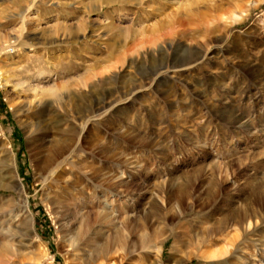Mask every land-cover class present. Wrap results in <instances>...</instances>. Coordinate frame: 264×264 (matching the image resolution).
<instances>
[{"label": "rangeland", "instance_id": "374dc122", "mask_svg": "<svg viewBox=\"0 0 264 264\" xmlns=\"http://www.w3.org/2000/svg\"><path fill=\"white\" fill-rule=\"evenodd\" d=\"M93 233L124 242L87 264H264V0H0V264Z\"/></svg>", "mask_w": 264, "mask_h": 264}, {"label": "bare ground", "instance_id": "6f19581e", "mask_svg": "<svg viewBox=\"0 0 264 264\" xmlns=\"http://www.w3.org/2000/svg\"><path fill=\"white\" fill-rule=\"evenodd\" d=\"M105 1V0H104ZM108 1V0H107ZM110 3H112L111 1H110ZM66 29V28H65ZM22 34V33H21ZM22 37V36H21ZM70 38V37H69ZM68 38V39H69ZM75 39H77V38H75ZM17 40V39H16ZM70 40V39H69ZM72 42V41H71ZM94 42V41H93ZM20 43V42H19ZM22 43H23V41H22ZM21 43V45H24V44H22ZM25 43V42H24ZM76 43V42H75ZM67 44V43H66ZM7 46V45H6ZM19 47H20V45H18ZM37 46V45H36ZM22 48V47H21ZM4 49V48H3ZM5 49H6V47H5ZM11 49V48H10ZM161 51V50H160ZM5 52V51H4ZM156 52H158V51H156V50H154V51H152V53H156ZM3 54V53H2ZM151 54H149V56H150ZM192 58V57H191ZM202 59V56H199V55H196V57L195 58H193V59H189L188 58V60H183V61H179V62H175V63H172V64H170L169 66H167L166 67V71H168V70H171V71H183V70H187V69H190V68H192L195 64H197L200 60ZM203 60V59H202ZM38 72V71H37ZM36 72V73H37ZM44 73H43V71L42 72H40V73H38V78H40L42 75H43ZM36 75V74H35ZM37 77V76H36ZM103 78V77H102ZM38 80V79H37ZM84 80V79H83ZM109 80V79H108ZM21 82V81H20ZM106 82V81H105ZM15 83H17V81L15 82ZM88 83V82H87ZM26 84V82L24 83V85ZM79 84V83H78ZM16 85V84H15ZM19 85V84H18ZM17 86V85H16ZM20 86V85H19ZM22 87V86H21ZM26 87V86H25ZM87 89V88H86ZM91 89V88H90ZM24 90V88L22 87V89H20V91L22 92ZM31 90L33 91V93H34V95L32 96V97H34L33 99H35V98H38V100H39V97L40 96H43V95H45L44 93H46L47 92V90H46V92H45V90H44V92L42 91V92H36V91H39L37 88L35 89V90H33L32 89V87H31ZM30 90V91H31ZM100 90V89H99ZM132 90L133 89H131V90H129V91H126V94L125 95H127V94H129V93H131L132 92ZM20 91H18V93L20 92ZM48 92H50V91H48ZM105 92V91H104ZM29 93V92H28ZM93 93V92H92ZM91 93V94H92ZM138 93V92H137ZM20 94V93H19ZM84 94V93H83ZM114 94V93H113ZM40 95V96H39ZM50 97V96H49ZM54 97V96H53ZM117 97V96H116ZM41 98V97H40ZM58 99V98H57ZM36 100V99H35ZM110 100V99H109ZM37 101V100H36ZM44 101H46V100H44ZM33 102V101H32ZM31 102V103H32ZM37 103V102H36ZM41 103H42V100H39L38 101V104H37V106L38 105H40V106H42L41 105ZM30 106H32V104H30ZM39 106V107H40ZM108 107V105H105V106H103L102 108L104 109V108H107ZM33 108V107H32ZM101 108V109H102ZM34 109V108H33ZM36 112V111H35ZM39 113H41V111L39 112ZM102 114V113H101ZM87 120V119H86ZM88 123V122H87ZM86 124V123H85ZM57 149V148H56ZM59 149V148H58ZM61 149V148H60ZM63 150V149H62ZM62 150H60V151H58V150H55L54 152H53V154H52V156L50 157V155H49V157H50V159H48V165H46L45 163V165L47 166L46 167V170L45 171H49L48 173H49V176H50V178H52L53 176H55V175H58L59 173H60V171H58V169L57 170H54V169H56V168H58V166L57 165H55V163L58 161V157L62 154L61 152H62ZM63 153H65V151L63 152ZM67 153V152H66ZM61 157V156H60ZM63 158V157H62ZM60 160V159H59ZM13 165V164H12ZM55 165V166H54ZM59 165V164H58ZM62 171V170H61ZM46 176V175H45ZM48 176V177H49ZM17 178V177H16ZM48 179V178H47ZM14 187H12V189H14L16 192H17V194L18 195H20L21 197H23V195H25L24 194V191H23V188H22V186H21V183L18 181V180H15L14 181ZM5 189H9V188H7V187H4ZM22 205H23V209H24V214L26 215V219H27V221L29 222V224L31 225L32 224V216H31V214L29 213V211H28V206H27V201H26V199H24V198H22ZM180 210V209H179ZM247 218V216L245 215V216H243L242 218H240L239 220H242V221H244L245 219ZM252 224V223H251ZM251 224H250V221H247V222H245V228L247 229V230H249L250 229V227H251ZM93 225V224H92ZM219 225V224H218ZM83 229H85L84 230V235L86 236V235H88L89 234V232L91 231V224L89 223V222H87V221H85L84 223H83ZM93 229V228H92ZM152 230V229H151ZM154 230V229H153ZM152 230V231H153ZM93 231V230H92ZM154 232V231H153ZM92 233V232H91ZM152 233V232H151ZM155 234V233H154ZM83 235V236H84ZM92 235V234H91ZM151 235V234H150ZM98 236H100L99 235V233L97 234V233H93V236L92 237H87V238H89V239H87V241H86V247L89 249V251L91 252V254H90V256H82L83 258H82V262H81V264H87V263H90V262H97V261H103V260H106L107 258H108V256H106L110 251H112L113 249H115V248H117V247H115V246H117V245H122L123 244V242L124 241H122V238H121V236H118V234H117V236L116 237H114L113 239H110V240H108V241H106V243H102V242H99V241H97L98 239ZM163 236H164V238H169V237H172V232H168V233H165V234H163ZM150 237V236H149ZM115 247V248H114ZM114 251V250H113ZM116 251V250H115ZM114 251V252H115ZM110 257V256H109ZM81 261V260H80ZM175 263V262H174ZM100 264H102V263H100Z\"/></svg>", "mask_w": 264, "mask_h": 264}]
</instances>
